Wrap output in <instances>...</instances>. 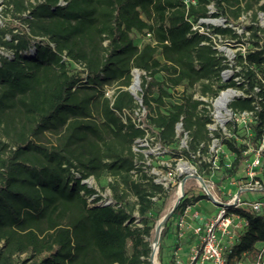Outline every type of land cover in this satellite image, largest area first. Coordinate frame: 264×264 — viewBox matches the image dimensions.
<instances>
[{"label":"trees","instance_id":"trees-1","mask_svg":"<svg viewBox=\"0 0 264 264\" xmlns=\"http://www.w3.org/2000/svg\"><path fill=\"white\" fill-rule=\"evenodd\" d=\"M209 5L226 23L212 33L236 43L240 36L228 25L264 13V0H2L8 21L0 48L9 55L0 54V264H149L153 231L174 187L148 175L134 144L149 131L174 147L180 125L188 150L172 153H198L200 166L208 165L201 156L212 119L201 97L242 91L228 108L252 113L249 143L257 146L264 134V28L245 27L252 48L238 53V69L222 81L228 62L200 30ZM137 35L147 41L138 45ZM135 71L138 99L129 90ZM137 109L142 123L133 119ZM223 143L233 154V175L248 160L246 146L234 138ZM103 177L107 204L84 182ZM203 198L185 194L161 237L174 214ZM234 212L247 224L229 260L250 257L264 243V211Z\"/></svg>","mask_w":264,"mask_h":264},{"label":"rangeland","instance_id":"rangeland-1","mask_svg":"<svg viewBox=\"0 0 264 264\" xmlns=\"http://www.w3.org/2000/svg\"><path fill=\"white\" fill-rule=\"evenodd\" d=\"M208 8L210 15L200 21L203 23V26H201L200 30L211 37L217 51L226 58L230 68L221 72V79L222 81H228L238 69L236 63L238 53L245 54L248 49L252 48L249 42L250 36L245 27L254 23L259 27L264 28V13L258 12L256 22L251 21V13L249 12L247 14L241 15L235 25H228L240 36L241 43H236V39H232L229 36H220L212 33L214 27H225L226 23L222 17L211 16V13L215 11L214 6L209 5ZM1 9L2 0H0V11ZM7 21L8 18H4L0 14V27H3ZM146 41L147 40L140 35L135 36V42L138 45H142ZM0 54L9 55L8 52L2 50L1 48ZM71 68H75L77 70L80 69V67L74 65L71 66ZM135 74H138V87L135 90H132L131 88H129V90L135 96H137L138 92L140 91L139 72L136 71L134 72V75ZM198 90V87H195L192 90L195 97L198 95ZM235 90L237 94L232 100L243 95L242 91L238 89ZM112 91L113 90L111 89L107 91L108 96L112 94ZM176 96L177 95L174 94V97ZM201 99L207 102V109L209 110V115L212 119V124L208 125L210 136L214 138L215 132L219 134L215 147V149L218 151L217 159L213 160L214 152H212L210 148L208 149L207 153L201 156V161L208 164L206 166H200L199 161L196 160L197 157L200 156L198 153L191 155L190 158H186L183 154L178 156L173 154L172 152L174 150H176L178 153L184 149L188 150L187 136L185 134L180 135L182 131L180 125H177L176 127L179 141L174 147L161 145L156 140L155 136L149 131L146 133L143 139L136 140L134 144V151L143 154V159L141 162L144 163V167L148 175L152 176L153 180L156 183L161 184L165 189H168L172 186L174 187L173 192L166 202L165 208L163 210V216L171 210L177 198L180 196L176 194V190L179 186H181L182 182L183 184L181 187L183 188V196L186 194V197L192 199L196 196L206 195L205 191L201 188V183L197 177L201 178L205 185H208L207 188L211 194L223 201L230 200L237 192H239L240 188H251L254 186L253 181H250L247 174L248 160L244 161L237 168L233 175L229 174L231 170L230 164L233 159V154L223 143L224 139L227 138H234L235 141L240 144L249 142L252 134L248 122L242 121L240 119L236 120L232 113L230 114V112H228V104L232 101L231 100L227 104L225 111H222L223 114L228 113L225 115L224 123H219L213 116L214 108L212 102L215 98L201 97ZM133 119L136 123H142L144 120V112L140 109H137L133 114ZM209 146H211V143ZM182 165H187L190 168V171H182ZM255 175L256 179L262 184L264 181V153L260 160L259 166L255 169ZM107 181V177H103L99 181H96L93 178H87L84 180L88 186L94 188L98 194L102 196L104 203L109 202V191L104 189ZM239 198L244 202L263 199L264 191L247 190L242 192L239 195ZM161 200L162 199L155 201H157L159 204ZM197 202L198 203H196L194 208L188 209L185 216V220L188 222V224L184 227H179L178 225L183 214L176 213L172 216L164 236L161 237L160 234L155 264L189 263L191 249L198 245L197 238L192 233L189 225L194 226L195 224H198L200 219L202 220L208 218L218 209V207L212 203L211 199H209L207 195L206 198L200 199ZM194 203L195 202H193V204ZM195 212H199L198 217L194 216ZM160 245L162 246L159 252Z\"/></svg>","mask_w":264,"mask_h":264},{"label":"built area","instance_id":"built-area-1","mask_svg":"<svg viewBox=\"0 0 264 264\" xmlns=\"http://www.w3.org/2000/svg\"><path fill=\"white\" fill-rule=\"evenodd\" d=\"M202 20L203 19H201V21ZM193 28L196 27L194 26ZM221 92L222 91H220L219 94ZM217 96L213 98H216ZM228 112H230V114L232 113L229 108ZM232 115L236 120L240 119L247 122L252 120L251 112L244 111L238 114L232 113ZM217 138L218 137L215 136L214 138L212 137L210 142L211 146H209L210 150L214 152L213 160L218 158V151L215 149L218 140ZM242 144L246 146L243 154L248 156L247 174L250 181H253L254 186L251 188H240L239 192H237L230 200L223 201L211 194L207 188L208 185H206L205 193L210 195L212 203L216 205L218 209L208 218L202 219L201 223L195 224L194 226L189 225L192 233L197 238L198 245L191 249V256L188 264H264V243L257 245L254 253L250 257L246 252L242 253L239 258H234L232 260H229L226 256L231 253L232 247L236 244L239 233L243 231L247 224L245 218L239 216L234 210L237 208H247L253 212L264 211V198L250 202L241 201L239 198V195L247 190L264 191V184H261L255 177V169L259 166L264 153V134L257 146H252L249 142ZM107 203L108 202H105V204ZM189 208L190 207H187L182 213L183 216L178 223L179 227H184L188 224L185 220V216ZM194 216L198 217L199 212H195Z\"/></svg>","mask_w":264,"mask_h":264},{"label":"bare ground","instance_id":"bare-ground-1","mask_svg":"<svg viewBox=\"0 0 264 264\" xmlns=\"http://www.w3.org/2000/svg\"><path fill=\"white\" fill-rule=\"evenodd\" d=\"M136 75V74H135ZM137 84H138V79L134 78L133 79V83L131 86V89L135 90L137 89ZM237 92L235 89L233 88H229L226 89L224 91H222L214 100L213 102V106L215 108V114H214V118L217 122L219 123H223L225 121V115H227L228 113H222V111H225L227 104L229 103V101H231L235 96H236ZM182 171L184 172H189L190 168L187 165H182L181 166ZM182 187L179 186L178 189L176 190V194L179 196L182 192ZM163 222V218H160L158 223L155 226V231L154 234L157 233V237L161 231V224ZM158 244L159 241L158 239H155V236L153 237L152 241H151V245H150V251H151V258H152V264H155L156 261V254H157V250H158Z\"/></svg>","mask_w":264,"mask_h":264},{"label":"water","instance_id":"water-1","mask_svg":"<svg viewBox=\"0 0 264 264\" xmlns=\"http://www.w3.org/2000/svg\"><path fill=\"white\" fill-rule=\"evenodd\" d=\"M135 72H136V71H135ZM133 78L138 79V74L134 75ZM131 86H132V85H131ZM131 86H130L129 88H131ZM137 87H138V84H137ZM130 93H131L136 99H138L137 96H135L132 92H130ZM197 178H198L199 182L201 183V188L205 191V190H206V185H205V183L203 182V180H202L201 178H199V177H197ZM182 184H183V182H182ZM182 184H181V186H182ZM206 195H207V197H208L209 199H211V197H210V195H209L208 193H206ZM182 196H183V192H181L180 196L177 198V200H176V202L174 203V205L172 206L171 210L168 211V212L162 217V218H163V222H162V224H161V231H162V229L164 228L167 219L171 216V214L173 213V211H174L175 208L177 207V205H178V203H179V201H180V199H181ZM157 223H158V222H157ZM157 223H156V224H157ZM155 226H156V225H155ZM161 231H160L158 237H157V233L154 234L155 239H158V241H159V239H160ZM149 264H152L151 251H150V257H149Z\"/></svg>","mask_w":264,"mask_h":264},{"label":"crops","instance_id":"crops-1","mask_svg":"<svg viewBox=\"0 0 264 264\" xmlns=\"http://www.w3.org/2000/svg\"><path fill=\"white\" fill-rule=\"evenodd\" d=\"M196 203H198V202H195L194 204L190 205L189 207H190V208H194V207L196 206ZM199 223H201V219H200V221L198 222V224H199Z\"/></svg>","mask_w":264,"mask_h":264}]
</instances>
